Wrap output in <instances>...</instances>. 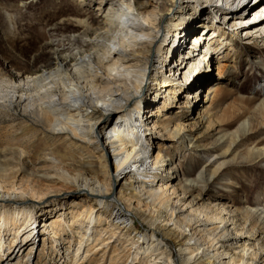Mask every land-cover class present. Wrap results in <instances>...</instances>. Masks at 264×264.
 Segmentation results:
<instances>
[{
  "label": "bare ground",
  "instance_id": "1",
  "mask_svg": "<svg viewBox=\"0 0 264 264\" xmlns=\"http://www.w3.org/2000/svg\"><path fill=\"white\" fill-rule=\"evenodd\" d=\"M94 1L103 14L105 26L93 28L87 19L79 17L81 13L74 11L77 15L74 26L82 30L75 33L90 35L88 38L70 36L67 38L69 47L52 46L50 58L41 68H28L17 79L0 78V108L8 111L18 108L20 111L18 120L11 114L5 134L13 139L8 142L5 152L0 151V229L10 231L11 226L18 225L15 228L18 232L21 225L36 221L33 209L11 196L22 198L27 195L32 202L53 196L48 194L50 187L45 185L43 188L40 180L42 177L45 180L57 179L58 175L41 174L36 164L32 165L33 171L26 179H17V174L25 170L23 161L30 157L28 148L38 143L43 145L45 152L36 160L47 162L49 168L59 174V180L91 195L94 204L99 206L97 209L90 206L85 215V230L78 231V241L69 253L73 264L81 263L89 256V242L95 239H90L91 231L104 213L110 220L108 226L120 229L126 241L134 244L131 261L138 264H176L167 241L178 251L180 264L255 263L257 252L249 246V241L255 239L256 232L247 231L249 237L243 236L245 226H239L230 210L221 206L199 204L190 212H184L182 206L186 203L178 197V190L171 186V177L162 178L164 169L160 173L158 171V163L165 162V155L158 149L152 156L150 144L152 139L156 140L151 131L154 128L161 133V138L165 136L181 145L187 144V147L195 149L197 155L201 153L198 148L202 147L195 134L187 133L183 124L170 125V119L164 123L154 120L159 109L156 106L147 110L146 93L150 88L155 91L164 88L174 96L184 89V84H192V81L185 80L184 73L200 69L211 58L202 41L203 34L199 33L205 32L209 26H199L203 25L206 15L210 12L214 15L221 8L216 7V3L204 6L211 4V0H170V4H151L148 0L147 3L142 0ZM229 1L227 11L230 13H224L222 18L229 17L233 22L242 20L243 13L254 12L263 6V3L259 8L256 6L260 0ZM176 2L178 5L174 8ZM148 6H152L151 9ZM175 9L165 31L167 34L171 30L174 32L171 28L180 23L186 28L193 27L190 43L197 42L194 48L186 47L180 31L168 37L163 35L157 42L154 40L159 33L160 12L166 10L165 14H171L169 12ZM263 18L257 22H262ZM248 19L242 21L248 23ZM263 23L246 30H262ZM58 29L61 26L54 30ZM214 37L218 35L213 31L208 40ZM153 45L162 54L157 61H161L169 74L160 73L159 77L148 74L147 64ZM168 50L170 54L177 53L178 59L174 64L167 57ZM154 66L155 73L161 72L156 62ZM190 93L188 96L192 95ZM147 121L152 122L151 127ZM248 126V121L243 120L239 131L247 132ZM234 136L238 138L237 134ZM253 150L264 155V147ZM108 160L113 163L108 164ZM109 166L113 167V172ZM167 169L170 173V168ZM204 173H200L198 179L202 180ZM212 176L202 182L209 181ZM112 177H125L126 184L117 185L113 190ZM198 185L194 179H185L180 192L185 197L186 192L191 193L199 188ZM175 196L177 198L172 202ZM106 198L111 200L107 202ZM97 210L100 212L96 213ZM43 212L45 216L47 211ZM243 215L264 227L263 208L247 209ZM132 216L141 219L149 228H136ZM230 221L236 227H230ZM41 222L48 230L45 220ZM101 241L108 247L104 239ZM4 244L3 237L0 241L3 255Z\"/></svg>",
  "mask_w": 264,
  "mask_h": 264
},
{
  "label": "rangeland",
  "instance_id": "2",
  "mask_svg": "<svg viewBox=\"0 0 264 264\" xmlns=\"http://www.w3.org/2000/svg\"><path fill=\"white\" fill-rule=\"evenodd\" d=\"M142 1L147 3V0ZM148 1L151 4H170V0L169 2L168 0ZM211 1V4L207 3L204 6L208 7L217 2V0ZM262 3L263 6H261ZM259 4L256 5L258 8L261 6L259 9L243 13L242 18L251 19L258 10H263L264 0H260ZM177 5L176 2L174 8ZM151 7L148 6V9ZM216 7L219 6L216 5ZM243 8L245 6L239 9ZM176 10L169 12L171 14H165L166 10L160 12L158 15L159 33L155 35L154 40L157 42L162 39L163 35L168 37L180 31L184 35L183 40L187 43L186 47L194 48L195 45L190 43L194 35L193 27L187 26L186 28L180 23L175 28H171L174 32L171 30L167 34L165 31L169 26L168 20L174 16L172 14ZM74 11L81 13L79 17L87 19L89 24L94 26L93 28L103 27L106 24L94 0H0V78L17 79L28 68H41V65L50 58V51L53 47L59 46L61 49L69 47L70 42L67 38L70 36L88 38L90 35L83 36L79 32L75 33V31L81 32L82 30L74 26L77 19ZM224 13L230 12L222 9L214 15L210 12V15L204 18L203 25L199 26L201 28L209 26L206 27L205 32L200 31L199 33L203 34L202 41L204 40L205 49L209 52L208 57L211 56V58L208 59V64L202 65L200 69H194L192 73H184L185 80L192 81V84L188 86L184 84V89L177 91L174 96L170 95L167 90L164 91V88L158 91L150 88L146 93L150 98L149 100L146 98L147 104L149 103L147 110L156 106L159 109L157 111L159 115L154 120L164 123L170 119V125L183 124L187 133L195 134L197 142L202 147L198 148L201 153L197 155L195 149L187 147V144L181 145L165 136L161 138V133H157L154 128L151 131L156 136V140L152 139L150 144L153 151L152 156L158 149H161L162 155H165L163 158L165 162L158 163V171L160 173L164 169L162 178L171 177V186L178 190V197L186 203L184 207L182 206L183 211L190 212L191 208L199 204H211V206H221L230 210V215L237 221V224L245 226L243 236L249 237L247 231L256 232L255 239L251 238L249 241V246L257 252L256 262L252 264H264V227L252 219L247 220L243 215L247 209L256 207L264 209V155L253 150L264 147V104L262 106L264 100V28L259 31L252 29L253 32L246 30L264 22V18L262 22L249 25L243 22V19L233 22L232 19L229 21V17L222 18ZM257 17H260V14ZM57 26H61V29L54 30ZM213 31L218 37L210 41L208 37ZM204 33L208 34L204 36ZM157 52V46L153 45L147 71L148 74L159 77L160 73L163 75L169 73L167 68L161 65V61H157L162 55L159 52L157 55ZM167 57H170L173 64L177 62L176 52L170 54L168 50ZM155 62L161 72L155 73L153 70ZM184 75L181 74V76ZM189 92H192L190 93L192 95L188 96ZM11 114L16 120L20 118L18 108L14 111L0 108V151L4 152L8 142L13 139L5 134L8 120L12 118ZM243 120L248 121L249 131L247 132L239 131ZM29 121L32 119L29 118ZM147 123L151 127L152 122L147 121ZM236 134L238 138L234 136ZM221 137L224 138L219 140ZM28 149L30 157L27 161L26 159L23 161L25 170L17 174L18 180L26 179L28 173L33 171L32 165L35 164L37 168L40 167L39 173L48 174V176L58 175V178L45 180L46 178L42 177L40 180L44 185L43 188L45 185L50 187L48 194L53 195L50 198L45 197L36 199L38 202H32L27 195L22 198L10 197L18 202H26L28 208L33 209L36 221L30 225L28 223L21 225L18 232L15 229L18 225L11 226L10 231L5 228L0 229V241L4 237L6 243L4 244V255L0 250V264H73L69 253L78 241V231L85 230L87 221L85 215L90 206L95 209L99 206L94 204L91 195L75 190L69 183L62 179L59 180V174L55 173L51 167L49 168L47 162L36 160L45 152L42 144L34 143ZM109 163L112 164L113 161L108 160ZM162 164L164 165L161 167ZM167 168H170V173ZM109 170L113 172V167L109 166ZM203 171L205 173L202 175V180L207 179L211 174L214 176L209 181L202 182L198 177ZM185 179L198 181L199 188L191 193L186 192V196L183 197L180 191ZM111 182L113 190L117 185L126 184L125 177L118 179L112 177ZM112 194L108 196L113 198ZM111 198H106V201L109 202ZM176 198L177 196L172 199V202ZM43 211H47L45 216ZM98 212L100 210L96 213ZM107 215L104 213L102 221L96 223L98 226H93L90 239L95 238L94 240L98 239V241L92 240L93 246L90 240L89 256L76 264H138L134 260L131 261L134 244L126 241L120 229L112 225L108 226L107 222L110 220ZM44 220L48 230L42 226L41 221ZM132 222L139 230L149 228L137 217L132 216ZM229 223L230 227L235 226L232 221ZM106 226L108 228L104 230ZM103 239L108 243V247L103 246L101 241ZM167 245L171 253L175 255L176 264H180L176 248H173L169 241Z\"/></svg>",
  "mask_w": 264,
  "mask_h": 264
}]
</instances>
